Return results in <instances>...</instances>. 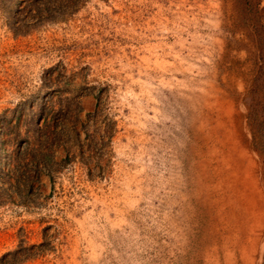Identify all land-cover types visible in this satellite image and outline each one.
Wrapping results in <instances>:
<instances>
[{
	"label": "rangeland",
	"instance_id": "obj_1",
	"mask_svg": "<svg viewBox=\"0 0 264 264\" xmlns=\"http://www.w3.org/2000/svg\"><path fill=\"white\" fill-rule=\"evenodd\" d=\"M256 1L0 0V264H264Z\"/></svg>",
	"mask_w": 264,
	"mask_h": 264
},
{
	"label": "trees",
	"instance_id": "obj_2",
	"mask_svg": "<svg viewBox=\"0 0 264 264\" xmlns=\"http://www.w3.org/2000/svg\"><path fill=\"white\" fill-rule=\"evenodd\" d=\"M61 1L64 4V8L70 9L73 12L80 7L83 0ZM261 5V0L256 1L254 5H250V13L254 14V18L239 21L238 25L233 24L229 31L237 35L239 30H243L245 38L239 40L242 46L246 47L245 40L247 39L252 42L249 45L250 49H247V51L249 55L255 56V63L252 65V69L248 68V72L243 73L246 77L248 76L247 81L252 86L247 94L248 99L246 100V104L250 111L248 114L249 120L253 121L251 125L253 128L258 126L259 130L262 129L264 132V12L260 13L264 11V7H261ZM245 66L247 67V65ZM259 120L261 121L257 124ZM262 143L264 144V134ZM105 156V151L103 150L99 156L100 160L104 161Z\"/></svg>",
	"mask_w": 264,
	"mask_h": 264
}]
</instances>
